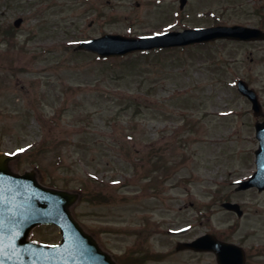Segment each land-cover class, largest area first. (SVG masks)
<instances>
[{
    "label": "rangeland",
    "instance_id": "374dc122",
    "mask_svg": "<svg viewBox=\"0 0 264 264\" xmlns=\"http://www.w3.org/2000/svg\"><path fill=\"white\" fill-rule=\"evenodd\" d=\"M233 3L191 0L180 11L178 0H0V152L17 155L14 172L79 194L72 216L116 264H217L213 253L175 251L206 233L264 264V191L233 186L253 172L258 146L235 85L247 81L264 113V44L219 40L102 60L75 50L104 34L258 21ZM151 150L160 163L147 159ZM29 239L61 238L44 225Z\"/></svg>",
    "mask_w": 264,
    "mask_h": 264
},
{
    "label": "water",
    "instance_id": "95a60500",
    "mask_svg": "<svg viewBox=\"0 0 264 264\" xmlns=\"http://www.w3.org/2000/svg\"><path fill=\"white\" fill-rule=\"evenodd\" d=\"M18 21L15 24L18 25ZM219 38L252 40L264 39V34L244 27H219L167 32L144 38L105 35L99 39L80 42L77 50L96 53L99 57L127 55L134 51L187 46ZM237 90L252 103V111L260 113V105L253 90L244 81L237 82ZM259 146L255 151L256 172L247 181L238 182L237 190L256 187L264 190V122L255 124ZM15 156L0 154V264H115L93 237L86 234L71 216L70 207L78 194L50 189L40 185L33 171L21 175L13 173L9 161ZM225 209L241 211L238 205H222ZM52 224L60 228L61 242L56 246L43 245L27 239L34 226ZM212 251L219 264H244L243 251L216 241L209 234L190 243H180L177 250Z\"/></svg>",
    "mask_w": 264,
    "mask_h": 264
},
{
    "label": "flooded vegetation",
    "instance_id": "af4514ba",
    "mask_svg": "<svg viewBox=\"0 0 264 264\" xmlns=\"http://www.w3.org/2000/svg\"><path fill=\"white\" fill-rule=\"evenodd\" d=\"M179 1V0H178ZM234 1V7L235 11H238L239 13L247 14V15H253L258 21L256 23H252L251 25H247L248 27H254L256 29H259L260 31L264 32V0H233ZM191 3V0H185L184 8L180 9V11H183L188 4ZM201 16H207L202 15L203 13H200ZM219 25V24H214ZM238 44H244V45H263L264 40H252V41H241L236 42ZM251 61H253V58H251ZM188 251V250H186ZM182 251V252H186ZM191 252V251H188ZM192 253V252H191ZM247 256H246V262H247ZM248 263V262H247Z\"/></svg>",
    "mask_w": 264,
    "mask_h": 264
},
{
    "label": "trees",
    "instance_id": "16d2710c",
    "mask_svg": "<svg viewBox=\"0 0 264 264\" xmlns=\"http://www.w3.org/2000/svg\"><path fill=\"white\" fill-rule=\"evenodd\" d=\"M33 164V163H32Z\"/></svg>",
    "mask_w": 264,
    "mask_h": 264
}]
</instances>
